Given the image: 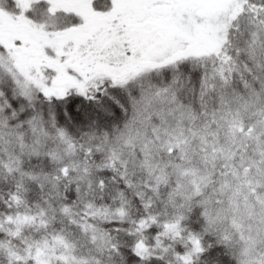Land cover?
I'll use <instances>...</instances> for the list:
<instances>
[{
    "label": "snow or ice",
    "instance_id": "6c2138e0",
    "mask_svg": "<svg viewBox=\"0 0 264 264\" xmlns=\"http://www.w3.org/2000/svg\"><path fill=\"white\" fill-rule=\"evenodd\" d=\"M0 264H264V0H0Z\"/></svg>",
    "mask_w": 264,
    "mask_h": 264
}]
</instances>
